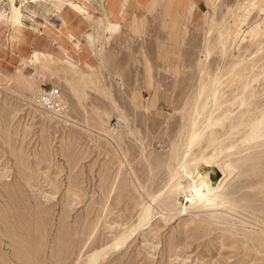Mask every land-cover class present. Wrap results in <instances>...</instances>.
Instances as JSON below:
<instances>
[{"label":"rangeland","instance_id":"rangeland-1","mask_svg":"<svg viewBox=\"0 0 264 264\" xmlns=\"http://www.w3.org/2000/svg\"><path fill=\"white\" fill-rule=\"evenodd\" d=\"M47 1L70 21L46 17L55 32L38 18L42 26L19 32L9 55L0 49V264H86L135 223L146 192L168 184L171 151L217 77L226 82L219 115L241 112L244 83L264 115V0H120L117 10L87 0L88 20L69 11L72 0ZM52 88L64 114L41 99ZM243 158L231 188L240 217L157 216L100 264H264V139ZM219 176L214 169L211 179Z\"/></svg>","mask_w":264,"mask_h":264},{"label":"bare ground","instance_id":"bare-ground-1","mask_svg":"<svg viewBox=\"0 0 264 264\" xmlns=\"http://www.w3.org/2000/svg\"><path fill=\"white\" fill-rule=\"evenodd\" d=\"M7 2L9 4L8 7H6ZM80 2L82 3V6L80 5ZM49 5H52L53 7L51 12L45 8ZM90 6L91 4L87 0H72V2H70L69 11L75 16H80L83 19L88 20L89 17L95 16L89 14ZM40 9H43L44 11L42 15H39L38 13V10ZM127 13L128 11L124 12L122 19H125V15ZM49 15L58 16L60 23L63 25H65L66 20H69L68 18L66 19L63 17L64 14L62 16V12L59 8H57L56 5L47 0H0V49L3 51V54L9 55V53H6V51H8V46L11 44L14 46V41L18 40L19 32L22 33L24 30L37 31L36 26H42V24L37 22L38 18L43 17V20L52 26L53 30L56 32L57 28H55L51 21L46 20V17L48 18ZM120 16V14H114L112 18H115L119 23H121L119 20ZM25 21L31 22V26L27 25ZM111 25L112 24L110 22L108 23L107 21H104L103 30H110ZM118 26L119 25H117L116 28H118ZM11 28L13 31L15 30V34L10 39H7L5 38L6 33L8 29ZM77 31L80 30L77 29ZM57 33L60 34L61 30H59ZM102 45V43L99 44L100 55L103 53ZM206 53L209 54V52ZM35 54L41 56L40 52ZM43 54L47 55L48 53ZM100 61H103L102 55ZM70 62L72 64H77L76 61ZM231 73L233 74L232 71ZM222 78L219 76L214 79L215 81L213 87H211L212 90L207 97V101L203 104L201 103L195 108L194 113H196V120L192 123L193 126L191 133L182 144L180 143V145H174V148L170 154V163L168 166V184L166 185L164 191L157 196L146 192L145 200L140 206V213L136 222L134 221L135 223L124 227L123 231L120 232L104 249L96 250L93 254H91L87 258L85 262L86 264H100L104 262L107 255L125 247L136 233L138 234L142 232L144 228H146L157 216L160 215V218H162L166 223L172 219L174 220V218L177 216L187 215L188 213H194L195 218L199 220L197 213L200 212L211 213L214 216L218 211H221V213H223L222 215L224 216L234 215L237 218L240 217L239 215L232 213L238 204L237 200H235L232 196L231 188L238 177L240 167L244 165L246 160H244V158L241 159L242 155L246 151L255 150L257 144H259L264 139V115L262 117L260 116L259 118L258 115H260V113L257 115L258 110L255 109V107H253L250 103V99L252 98L248 95L250 83H244L245 94L242 95V100L239 101L241 107V110L239 109V111L241 112L236 117L235 115L232 116L235 118L230 121H228V114L219 115V110L225 106L222 104L219 106L218 103V96L220 95L219 92H221L220 89L226 83ZM249 81L250 80L248 79V82ZM2 90L4 89L2 88ZM55 91L57 94H54ZM75 94H77V99L80 100V95L77 89H75ZM200 97L203 98V94H200ZM238 98H240V95ZM41 99L45 107H47L49 110L60 114L65 113L66 104L64 105V103L60 100L59 90H54V88H52L49 92L44 91ZM251 100L255 101V99ZM69 122V119L65 120L66 124ZM84 123L85 127L91 126L87 121ZM82 125L84 124L82 123ZM220 125L224 131L227 129L226 133L223 135H220L216 131L217 127ZM116 126H119L118 121ZM95 128L99 129L98 127ZM241 129L245 130V134L240 140H235V138H237L235 135L240 133V131H242ZM214 169L220 174V176L215 180V184H213L214 181L211 179V174ZM233 191L235 192V190ZM181 198H183L185 202L182 201ZM147 199H151L153 202L149 203ZM159 204H161L160 207L162 205L165 207L164 210L159 207ZM165 210L167 212H164Z\"/></svg>","mask_w":264,"mask_h":264},{"label":"crops","instance_id":"crops-1","mask_svg":"<svg viewBox=\"0 0 264 264\" xmlns=\"http://www.w3.org/2000/svg\"><path fill=\"white\" fill-rule=\"evenodd\" d=\"M119 1L120 0H106V2H105V7L106 8H108V7H111V8H113V9H115L116 8V10H117V8L119 7ZM134 1H138V3H139V0H134ZM132 3V0H129V2H128V7L130 6V5H132L131 4ZM96 6V7H98L99 9H100V3H99V0H98V2H92V6ZM69 16H70V18H75L72 14H69Z\"/></svg>","mask_w":264,"mask_h":264},{"label":"built area","instance_id":"built-area-1","mask_svg":"<svg viewBox=\"0 0 264 264\" xmlns=\"http://www.w3.org/2000/svg\"><path fill=\"white\" fill-rule=\"evenodd\" d=\"M45 91L49 92V91H51V89L45 90ZM54 94H57V92L55 91ZM113 124L117 125V121L115 120V122Z\"/></svg>","mask_w":264,"mask_h":264},{"label":"water","instance_id":"water-1","mask_svg":"<svg viewBox=\"0 0 264 264\" xmlns=\"http://www.w3.org/2000/svg\"><path fill=\"white\" fill-rule=\"evenodd\" d=\"M213 184H215V181L213 182Z\"/></svg>","mask_w":264,"mask_h":264}]
</instances>
